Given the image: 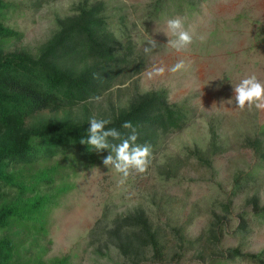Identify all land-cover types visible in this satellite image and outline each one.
<instances>
[{"label": "rangeland", "instance_id": "obj_1", "mask_svg": "<svg viewBox=\"0 0 264 264\" xmlns=\"http://www.w3.org/2000/svg\"><path fill=\"white\" fill-rule=\"evenodd\" d=\"M3 1L9 6L4 23L20 32L3 43L4 49L35 54L56 31L57 18L74 14L79 3L98 0ZM102 1L109 29L131 52L115 83L81 102L88 119L108 120L135 95L161 90L169 103L183 107L187 120L182 129L160 138L144 172L132 169L126 178L103 164L106 152L86 166L62 161V176L22 195L47 198L46 224L43 231L19 230L14 258L25 264L65 256L70 264H255L230 260L227 250L264 252V215L252 204L264 206V155L246 144L247 139L264 141V108L240 109L234 92L250 75L264 83V0H165L156 11V0ZM176 17L193 35L183 51L168 43L176 37L167 21ZM151 39L157 46L145 52ZM180 60L186 69L167 70ZM153 66L166 71L150 78ZM81 103L73 107L75 113L83 111ZM138 208L163 244L162 260L148 249L137 261L125 257L97 229Z\"/></svg>", "mask_w": 264, "mask_h": 264}, {"label": "trees", "instance_id": "obj_2", "mask_svg": "<svg viewBox=\"0 0 264 264\" xmlns=\"http://www.w3.org/2000/svg\"><path fill=\"white\" fill-rule=\"evenodd\" d=\"M164 1L156 0L154 10L161 9ZM8 7L0 0V264H25L14 258L16 238L20 229L24 233L44 230L47 198L24 199L22 195L62 176V161L68 166H86L94 163L98 153L108 154V150L97 151L81 143L89 127L88 107L81 102L101 95L115 83L121 67L129 62L131 48L122 49L109 29L105 3L98 0L90 5L79 3L74 14L57 18L56 31L35 54L25 49L6 51L3 43L20 36L2 19ZM80 103L83 111L75 113L73 107ZM46 111L49 114L42 115ZM108 120L106 127L116 128L122 138L131 131L123 123L131 121L136 143L153 149L163 135L183 128L187 114L181 105L169 103L164 91L155 90L135 95ZM246 144L264 155L263 140L247 139ZM210 147H218L214 130ZM52 159L54 163L48 165ZM37 165L39 169L32 172ZM252 202L255 213L264 215V206ZM241 222L245 229L244 219ZM97 229L125 257L137 261L141 251L148 249L153 258H163V244L140 208ZM227 257L264 264V252L246 254L233 248L227 250ZM33 264L70 263L65 256Z\"/></svg>", "mask_w": 264, "mask_h": 264}, {"label": "clouds", "instance_id": "obj_3", "mask_svg": "<svg viewBox=\"0 0 264 264\" xmlns=\"http://www.w3.org/2000/svg\"><path fill=\"white\" fill-rule=\"evenodd\" d=\"M167 28L176 38L169 40L170 47L176 51L186 50L193 41L192 33L185 29L184 20L181 17L171 18L167 21ZM149 47L145 52L151 51L157 46V42L153 39L148 41ZM187 64L184 60L178 61L172 68L167 69L171 72H177L186 69ZM166 71L163 66H153L147 72L151 78L154 75H163ZM235 105L240 109H244L247 105L249 108L255 106L258 109L264 108V83L259 81L255 75H250L240 81L234 88ZM109 120L97 119L91 117L89 119V127L87 128V138L81 139V143L93 146L97 151L108 150V155L104 157L103 164L107 167L111 166L116 172L121 173L123 177H127L132 169L138 172H144L150 164L151 149L150 145L137 144V132L131 121H125L122 125L125 129H130V133L122 138V134L116 128H107ZM111 138V140L109 139ZM119 140L120 142L112 143ZM122 182V181H121Z\"/></svg>", "mask_w": 264, "mask_h": 264}]
</instances>
